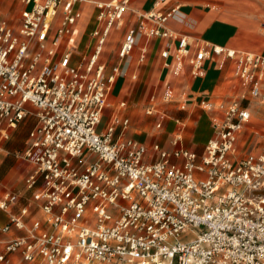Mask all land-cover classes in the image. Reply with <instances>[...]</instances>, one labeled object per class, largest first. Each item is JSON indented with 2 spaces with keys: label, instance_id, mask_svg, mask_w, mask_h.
<instances>
[{
  "label": "built area",
  "instance_id": "2783aa9c",
  "mask_svg": "<svg viewBox=\"0 0 264 264\" xmlns=\"http://www.w3.org/2000/svg\"><path fill=\"white\" fill-rule=\"evenodd\" d=\"M19 2L16 17L0 14V150L11 130L33 118L17 155L32 170L24 178L28 197H0L4 212L25 203L1 229L23 235L4 244L0 264L11 255L16 264H264V144L256 153L239 145L253 117L243 103L264 107V56L170 30L180 7L163 8L167 0L133 13L129 25L130 0L92 3L94 28L79 50L70 41L81 0ZM114 30L123 35L111 62L104 55ZM152 40L164 42L160 58L169 67L172 56L174 75L186 62L197 76L214 57L219 67L227 59L235 66L241 90L221 117H211L213 135L199 154L179 147L180 135L171 150L127 138L128 105L111 102L124 63L139 41L142 63ZM172 103L175 93L165 86L141 109L161 129L167 115L160 105ZM185 231L193 234L180 241Z\"/></svg>",
  "mask_w": 264,
  "mask_h": 264
},
{
  "label": "crops",
  "instance_id": "0c3cea01",
  "mask_svg": "<svg viewBox=\"0 0 264 264\" xmlns=\"http://www.w3.org/2000/svg\"><path fill=\"white\" fill-rule=\"evenodd\" d=\"M108 1L110 0H81L77 5L83 16L74 27L70 43H73L79 50H81L82 40L91 27L92 13L94 14L92 3ZM155 1L130 0L129 11L125 18L126 24H132L136 20L133 13H144L150 10ZM4 4L5 0H0V13L1 6ZM173 5H179L180 8L176 17L167 23L170 30L194 43L252 52L264 56V36L259 30L264 29V0H167L163 8ZM2 12L4 11L2 10ZM113 35L117 40L108 46V50L112 53L110 55L111 62L115 59V50L118 48L117 41L122 38L123 30H114ZM256 42L258 43L256 44ZM140 44L141 41L138 46ZM163 45L164 42L161 40H152L142 63H137L139 49L137 46L132 57L124 63L125 77L117 79L114 84L111 102L117 103L122 100L128 105L126 114L130 118V124L125 133L127 138L135 139L146 146L156 143L163 149L171 150L174 148L175 138L180 135L178 146L199 154L213 135L211 116L208 114L211 111L205 110L202 104L209 102L199 97L208 93L211 96L215 95L224 85L223 81H236L233 76L231 77V73H233L232 61L227 59L224 65L219 67L217 62L220 57L206 60L201 73L197 76L192 75L190 66L185 62L181 72L174 75L172 56L168 60L169 67H166L165 60L160 58ZM173 52L172 50L171 55ZM132 75H137L135 81L131 79ZM165 86L173 89L175 103L160 105V108L166 112L167 118L163 120L161 129H156L157 118L145 116L141 107L152 94H156L160 99ZM236 86L232 89L239 94L241 88L237 84ZM182 102H187V107L192 110L197 106L204 112H196L191 119L192 111L184 114L181 113L184 111L178 110V105ZM173 108L179 113L173 112ZM107 111L109 116L110 111ZM188 122L190 124L186 127ZM33 123V118H25L15 129L10 131L7 142L2 143L0 197L6 192H16L25 197L30 195L24 185V178L30 174L32 167L19 159L17 155L26 148L28 132L33 127ZM24 204L22 200L7 212L0 210V254L6 242L23 235L22 232L14 229L9 232H2L1 229L9 223L12 215L18 214L20 207ZM37 216H39L38 212L33 215V217ZM33 217L26 219V223L29 224ZM9 258H11L10 264H16L15 257L11 255Z\"/></svg>",
  "mask_w": 264,
  "mask_h": 264
},
{
  "label": "rangeland",
  "instance_id": "374dc122",
  "mask_svg": "<svg viewBox=\"0 0 264 264\" xmlns=\"http://www.w3.org/2000/svg\"><path fill=\"white\" fill-rule=\"evenodd\" d=\"M79 4V3H78ZM77 4V5H78ZM17 8V9H16ZM21 6H20V2L19 0H13L12 3L8 2V0H5V4L3 6H1V13L2 10L4 12H10V15L16 17L17 13L19 12ZM16 9V11H15ZM0 13V14H1ZM93 15V13H92ZM93 18V17H92ZM94 25H93V19L91 20V27L90 29L87 31V34L85 36V38L82 40V46H81V50L83 49L85 42L87 40V35L93 30ZM261 34L264 36V29H259ZM111 39H112V35H111ZM111 42H109L107 44V47L110 45ZM258 42H256L257 44ZM263 46V45H262ZM264 48V46H263ZM109 51H107L104 55V57H107L108 55H112V53L108 54ZM231 62V61H228ZM232 64V68L234 69V64L231 62ZM234 76L233 73H231V77ZM224 85L221 87V89L215 93V95L211 96L210 93L208 94H203V95H198L200 96L199 98H203L204 100H208V104H213V110L211 112H208V114L212 117V116H219L221 117L225 107L227 106L228 101H230V98H235L237 97V92L235 93L234 90L232 88H234L236 86V81H223ZM235 83V84H233ZM236 88H238L236 86ZM244 105H249L250 110L253 113V117L250 119V123L247 124L249 129H246L239 137V145H240V149H242L243 151H251L253 153L258 152L261 147L264 144V139H263V133H264V107L257 105L254 101H250L249 103H247L246 101L243 103ZM203 108L207 109L206 107L203 106ZM187 107L186 111L181 112L184 114H187L188 112H191V119L193 117V115L196 112L202 113L204 112L203 110L199 109L197 106L193 108V110ZM173 112H177L176 109H172ZM190 110V111H189ZM215 110V111H214ZM179 113V112H177ZM108 111H105L104 116H108ZM190 119V120H191ZM190 122H188L187 125H189ZM179 128H182V126H179ZM7 142V141H5ZM202 142V141H200ZM20 152V151H18ZM189 236H191V232H187L185 235L181 236V240H184L185 238H188Z\"/></svg>",
  "mask_w": 264,
  "mask_h": 264
},
{
  "label": "bare ground",
  "instance_id": "6f19581e",
  "mask_svg": "<svg viewBox=\"0 0 264 264\" xmlns=\"http://www.w3.org/2000/svg\"><path fill=\"white\" fill-rule=\"evenodd\" d=\"M187 232H188V231H185L184 233H182V234L179 236V240H180V241H187L189 238H191V236H189L188 238H185L184 240H181V236L185 235ZM192 234H193V233L191 232V235H192Z\"/></svg>",
  "mask_w": 264,
  "mask_h": 264
}]
</instances>
